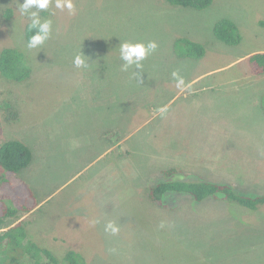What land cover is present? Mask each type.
Listing matches in <instances>:
<instances>
[{
  "label": "rangeland",
  "instance_id": "obj_1",
  "mask_svg": "<svg viewBox=\"0 0 264 264\" xmlns=\"http://www.w3.org/2000/svg\"><path fill=\"white\" fill-rule=\"evenodd\" d=\"M21 3L0 0V49L27 47ZM73 4L74 14L55 0L39 12L51 36L31 50V78L15 85L0 77V141L21 139L33 151L22 171L42 202L32 228L58 255L76 249L88 264H264V207L186 193L160 206L148 197L168 168L264 193V75L249 64L264 53V0H214L203 10L166 0ZM223 18L238 25L239 44L215 36ZM181 36L206 54L178 57ZM126 41L158 47L142 69L123 71ZM78 54L88 67L74 65ZM109 222L116 234L105 230Z\"/></svg>",
  "mask_w": 264,
  "mask_h": 264
},
{
  "label": "trees",
  "instance_id": "obj_2",
  "mask_svg": "<svg viewBox=\"0 0 264 264\" xmlns=\"http://www.w3.org/2000/svg\"><path fill=\"white\" fill-rule=\"evenodd\" d=\"M171 6L203 10L214 0H166ZM12 9L6 10V17ZM29 24L24 28V39L28 43L33 31ZM215 36L228 45L242 41L238 25L230 18H223L214 27ZM28 47L6 46L0 49V77L12 84L26 82L34 74V65ZM174 51L180 58H201L206 54L203 43L181 36L174 42ZM250 72L264 75V53H255L249 58ZM264 95V92H263ZM10 104L5 102L4 104ZM264 108V96L262 97ZM33 160L31 147L21 139L0 141V264H88L85 255L76 249H68L62 255L52 246L44 244L48 236L37 233L32 216L42 203L22 171ZM177 168L165 169L160 181L148 189V197L160 206H167L169 194L186 193L195 201L209 197L226 200L252 211L264 207V193L247 195L233 186L202 178H183ZM183 174V173H182ZM51 238V237H50ZM39 241H38V240ZM56 242L60 238L54 236ZM51 239V241H52Z\"/></svg>",
  "mask_w": 264,
  "mask_h": 264
},
{
  "label": "clouds",
  "instance_id": "obj_3",
  "mask_svg": "<svg viewBox=\"0 0 264 264\" xmlns=\"http://www.w3.org/2000/svg\"><path fill=\"white\" fill-rule=\"evenodd\" d=\"M50 0H23V3L19 4V12L22 16H27L30 20L29 31H33L30 36L27 47L29 49H37L42 47L51 36V21L42 20L39 12L41 10L48 9ZM55 7L58 9H67L70 13H75V7L73 0H55ZM158 45L155 41L144 42H130L126 41L120 45V58L124 61L122 65L123 71H128L130 66L142 69V61L147 58L149 54L154 52ZM74 65L77 68L88 67L87 57L84 54H78L75 56ZM173 77L177 76L176 72H173ZM134 76L138 79H142L141 71L134 72ZM184 84L182 78L177 79V86L180 87ZM106 231L110 230L113 234L118 232V228L109 222L105 228Z\"/></svg>",
  "mask_w": 264,
  "mask_h": 264
},
{
  "label": "crops",
  "instance_id": "obj_4",
  "mask_svg": "<svg viewBox=\"0 0 264 264\" xmlns=\"http://www.w3.org/2000/svg\"><path fill=\"white\" fill-rule=\"evenodd\" d=\"M42 206H41V204H40V208H41ZM40 208H38V209H40ZM48 233H51V232H48ZM49 236V235H48ZM54 237V236H53Z\"/></svg>",
  "mask_w": 264,
  "mask_h": 264
}]
</instances>
